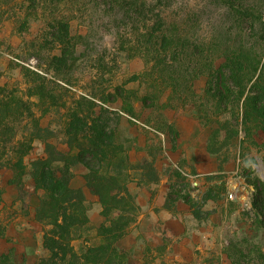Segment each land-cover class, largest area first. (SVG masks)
<instances>
[{"label":"rangeland","instance_id":"374dc122","mask_svg":"<svg viewBox=\"0 0 264 264\" xmlns=\"http://www.w3.org/2000/svg\"><path fill=\"white\" fill-rule=\"evenodd\" d=\"M59 1L0 0V256L14 264H264V133L244 123L242 103L226 107L213 95L208 50L169 66L145 62L147 28L124 18L129 7ZM140 1L181 34L218 39L221 49L241 34L253 43L232 6L264 13V0ZM55 16L84 37V56L69 71L53 64ZM122 46L139 51L131 57ZM75 115L106 130L115 149L109 166L97 163L96 182L84 164L52 165L84 198V222L63 241L42 218L46 194L36 189L34 165L54 151L77 154L67 134Z\"/></svg>","mask_w":264,"mask_h":264},{"label":"trees","instance_id":"16d2710c","mask_svg":"<svg viewBox=\"0 0 264 264\" xmlns=\"http://www.w3.org/2000/svg\"><path fill=\"white\" fill-rule=\"evenodd\" d=\"M54 1L58 2V0ZM103 1L107 2L113 9L115 7H120V9L129 7L128 17L124 16V18L132 20L135 17L139 25L143 23L144 28H147V32L140 36L144 39V49L142 48L140 52H143L145 62H161L165 66H169L171 62L183 61L186 58V53L191 52L194 57H197L208 50L207 57L209 60L204 69L207 71L213 95H218L220 102H223L226 107L231 106L233 108L238 103H242L244 123H257L264 133V13L250 7L243 6L241 9H236L232 6V14L234 13L237 22L251 26V32L245 36L253 43L244 41L243 34H241L237 45L232 47L229 43H225L224 49H221L218 39H214L209 43L204 35L199 36L194 32L181 34L175 22L170 21L165 13L159 12L154 15L156 9L151 5L147 9L145 1ZM30 2L34 3L35 0H30ZM221 2V0L216 1V5ZM130 8L135 13L133 17H131ZM136 16L138 17L136 18ZM149 22H154L151 28L147 25ZM48 26L51 39L60 46V54L53 58V64L59 66V70L69 71L73 69L84 56V53L79 51L80 41L84 37L80 35L73 36L70 22L66 19H60V17H53L52 23ZM132 26L136 28L135 25ZM231 38L232 35H226V42L231 41ZM262 46L263 48H261ZM122 48L124 51L125 47L122 46ZM137 50L139 51V49L132 48L125 50V52L128 56L133 53L131 57H134V54L138 52ZM167 54L171 55V58L168 59ZM162 55H164V58H162ZM218 62L219 64H217ZM118 93L121 94V89H118ZM86 119L76 115L72 116V123L69 125L67 132L70 138L68 142L70 149L76 150V155L67 156L54 151L49 157L50 161L34 165V167H37V170L34 171L36 189L43 190L46 194L41 203L42 218L55 223L54 226L58 230V236L63 241L73 233L72 229H77L84 222L81 216L82 213L79 211L84 198L80 191L70 189L63 172L60 179L55 176L52 165L54 163L65 164L67 160L73 166L84 164L91 171L89 178H95L94 182H96L99 178L100 168L96 167L97 163L102 162L109 166L110 153L115 149L111 135L106 130L97 129L94 125L89 127ZM84 134L87 135L84 136ZM85 140L87 141L84 144L81 143ZM55 154L57 157H55ZM109 183L113 186L112 188H117L118 182L115 177H112ZM103 188H97V192L105 205L107 195ZM112 188L110 186V189ZM259 192L260 211L264 219V185L260 187ZM112 201L118 203L116 197ZM69 210L73 213L69 214ZM77 210L79 214L76 213ZM60 220L61 223H59ZM63 251L65 253V250ZM0 264L14 263L7 256H0Z\"/></svg>","mask_w":264,"mask_h":264}]
</instances>
